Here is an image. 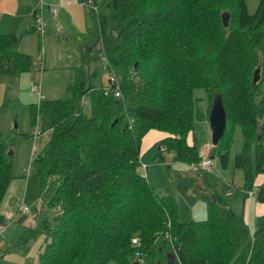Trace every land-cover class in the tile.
Wrapping results in <instances>:
<instances>
[{
  "label": "trees",
  "instance_id": "trees-1",
  "mask_svg": "<svg viewBox=\"0 0 264 264\" xmlns=\"http://www.w3.org/2000/svg\"><path fill=\"white\" fill-rule=\"evenodd\" d=\"M91 1V43L82 41L85 52L100 46L102 62L92 71L95 54L84 58L63 99L35 106L49 138L31 165L41 184L56 177L50 194L62 204L53 225L43 219L27 229L26 238L46 234L39 264H264V214L252 233L206 178L210 192L196 176L179 174L175 183L185 198L207 202L206 218L181 221L175 199L157 193L138 171L141 138L151 129L169 134L158 151L165 147L171 161L193 170L203 157L194 121H208L219 93L226 129L212 155L226 164L240 125L244 146L235 165L244 171L246 194L255 187L264 204V78L252 79L258 64L264 73V0L253 12L247 0ZM21 37L0 35V76L30 70V55L18 50ZM102 69L106 85L96 83ZM195 88L206 90L207 108L198 106ZM12 164V138L0 132V203Z\"/></svg>",
  "mask_w": 264,
  "mask_h": 264
},
{
  "label": "rangeland",
  "instance_id": "rangeland-1",
  "mask_svg": "<svg viewBox=\"0 0 264 264\" xmlns=\"http://www.w3.org/2000/svg\"><path fill=\"white\" fill-rule=\"evenodd\" d=\"M257 2L258 0H247L250 12L255 10ZM37 8H39V3ZM24 16L28 18L29 12L22 3L17 18H24ZM30 27L31 25L29 28L21 26V29L17 30L18 33L22 34L21 49L27 52L32 59L30 70L24 71L18 76H0V132L10 136L13 141V161L15 162L12 167L13 184L17 186L16 184L20 181L23 182H20L21 190L11 191L14 195L20 193L19 196L22 199L27 189V199L22 205L25 204L29 208L27 212L21 213L20 207L22 205H20L17 212L12 216L13 218L9 222L6 220L5 227L9 226L7 230H10L14 236L4 242L0 234V240L4 242V245L0 246V264H39L38 252L45 242L46 234L41 232L34 237L26 238L27 229L29 226L37 227V222H41L43 219L48 220L49 225H53L56 216L62 212L61 202L52 203L50 194L56 177L49 176L46 183L41 184L40 178L34 174L31 167L33 157L41 153L49 136L42 134L36 140L31 137L35 130H41V122L35 113V106L39 104V100L37 94L31 90L30 83L34 81L40 84L43 100L63 99L67 93V86L73 80L75 69L85 64L84 58L95 54V58L89 61L92 71L102 62L99 45L96 46V50L93 49L94 52L90 48L86 50L87 52L84 51L87 47L80 38H85L86 35L78 34L77 37L66 35L68 31L58 32L54 26L48 24L45 27L44 35L40 37L38 32ZM82 53L83 57H81ZM256 69H258L257 83L264 78V73H261L263 70L260 64L256 66L254 71ZM252 76L254 77V72ZM108 78L107 72L102 69L100 80H97L96 83L106 85ZM262 82L264 87V80ZM194 96L198 98L200 108H207L209 101L204 88H195ZM4 101L7 103L6 106L3 105ZM83 112L87 115L91 112L90 102L87 99L83 101ZM193 131L201 155L206 156L203 149L205 146H210L208 155L212 157V166L209 170L193 171L185 162L171 161V155L166 150L160 149L161 152L158 151L159 147H157L155 151L140 152L138 171L147 178L148 183L157 193L167 194L175 199L178 205V219L181 221L201 220L207 215V202L205 200L194 199L189 202L176 186L175 177L183 173L188 176H196L197 183L200 182L202 190L210 192V186L202 181L203 178H206L210 184L214 185L215 190L223 196L225 202L235 213L240 214L247 211L251 219L257 221L258 204L255 188L249 191V193L251 192L248 195L249 201L245 194L244 171L235 165V155L244 146L241 126L238 125L232 130V142L226 164L222 163L217 154L212 155L213 146L211 145L209 122L207 120H195ZM151 132L149 136L161 134ZM149 163H151V167ZM24 167L25 171L22 174L21 171ZM197 174H204L205 176L200 178ZM9 208L12 209L13 206L9 205ZM9 208L7 212L12 213ZM20 218L23 220L19 221ZM17 230H21V232Z\"/></svg>",
  "mask_w": 264,
  "mask_h": 264
},
{
  "label": "crops",
  "instance_id": "crops-1",
  "mask_svg": "<svg viewBox=\"0 0 264 264\" xmlns=\"http://www.w3.org/2000/svg\"><path fill=\"white\" fill-rule=\"evenodd\" d=\"M24 1L25 0H0V35L11 34V33L21 34V33H18L19 31L17 32V30L21 29V26H23V27L26 26L27 28H29V26L31 25L30 28L32 30H34L33 27L35 25V18H36V17H34V12H36L37 15L38 14L41 15L43 21L45 22V27L49 24L50 26L52 25V27L54 26L56 31H58V32L68 31V33H66V35H72L75 37H77L78 34L86 35L85 38H87V40H88L86 42V44L91 43V39L89 40L88 37L90 36V29L93 27L94 21H93L92 16H91V8L92 7L87 4V0H26L25 2ZM22 3L24 5V7L29 12L28 18H27V16H24V18H21V17L17 18V13H18L20 4L22 5ZM38 3H39V8H37ZM51 5L57 6L58 9H57L56 14H52L50 12L49 8ZM23 20H24V22H23ZM17 28H19V29H17ZM45 30L46 29L44 28V31ZM34 31H36V30H34ZM21 36H22V34H21ZM21 39H22V37H21ZM80 39L82 41V39H84V38H80ZM82 42H84V41H82ZM77 44H78V42H77ZM79 45H80V43H79ZM18 50L20 52L28 54L27 52H25L24 50L21 49V40H20V43L18 45ZM90 50H92V49H90ZM42 65H43V63H42ZM42 65H41V67H42ZM32 82H34V81H32ZM40 93H41V87H40ZM151 131L156 132V133H161L162 135L161 134H154L155 136H149V135H151L150 133H152ZM168 135L169 134L166 133L165 131H161V130H157V129L149 130L141 138L140 152L144 153L147 150L155 151V149H157L156 144H158V142L160 140L167 137ZM196 143H197V141H196ZM211 145H212V143H211ZM209 149H210V146H205L203 149L204 152H203V150H202V152L205 154H209L208 153ZM13 154H14V151H13ZM13 163H15V162L13 161ZM13 166H14V164H12V167ZM149 166L151 167V163H149ZM31 167H32V165H31ZM24 171H25V167L21 171L22 174L24 173ZM181 175L185 176V177H192L190 175L189 176L186 175L185 173H183ZM197 176L201 177L200 174H197ZM13 179L14 178H12L9 181L7 190H6V192L2 198V201L0 203V215L3 217V223H4V226L0 225V228H1L0 234H1V237H3L4 242H6V240L13 238V236H14L10 230H7L9 226L5 227L6 220L9 222L10 219L13 218L12 216L17 212L18 207L20 205H22V203L27 199V189H26L25 194H23L22 199H21V196H19L20 193L17 195L13 194V192L11 190H13V191L21 190L20 189V186H21L20 182L23 183L22 181L19 180L20 182L18 184H16L18 186L17 187L13 184V181H12ZM28 182H29V180H28ZM257 182L258 181H256V183ZM249 191H251V190H249ZM255 192H256V188H255ZM250 193L248 192V194H246V192H245L246 197H248V195ZM248 200L250 201L249 197H248ZM257 204H258V208H257L256 212L258 215L257 217H259V216L264 214V204L260 203L258 200H257ZM9 205H12L13 208L10 209ZM23 205H25V204H23ZM8 208L12 211V213L7 212ZM242 214L244 215V218H245L251 232L253 233L255 231L256 221L251 219V216L247 211H243ZM13 222H11V223H13ZM22 224L24 225V223H22ZM30 228H32V227H30ZM17 231L21 232V230H17ZM3 241L0 240V246L4 245ZM12 241H10V242H12Z\"/></svg>",
  "mask_w": 264,
  "mask_h": 264
},
{
  "label": "built area",
  "instance_id": "built-area-1",
  "mask_svg": "<svg viewBox=\"0 0 264 264\" xmlns=\"http://www.w3.org/2000/svg\"><path fill=\"white\" fill-rule=\"evenodd\" d=\"M87 4L91 6L92 1L91 0H87ZM49 9H50V12L52 14H56L58 8H57L56 5H51ZM34 27H35V30L40 35V37H42L43 34H44L45 22L43 21L41 15H39V14L35 18ZM110 82L116 84L117 80H116V78L114 76H112ZM30 88H31L32 91H34L37 94V98H38L39 102L42 101L43 100V95H41V93H40V84L35 83V82H31ZM116 94L118 95L119 93L116 92ZM47 131L35 130L33 132V136H31V137H33V139L36 140L39 137H41L42 134H47ZM161 149L165 150V147H162ZM211 164H212L211 159L208 156V154H206V156H203L202 159L197 164L193 165V163H192L191 165L193 167L192 168L193 170H209L210 167H211ZM30 171H31V168H30ZM28 172H29V170H28ZM28 210H29V208L26 205H22L20 207V212L21 213H25ZM0 233H1V228H0ZM132 243L133 244H137V238H135V237L132 238ZM136 256H138V255L136 254Z\"/></svg>",
  "mask_w": 264,
  "mask_h": 264
},
{
  "label": "water",
  "instance_id": "water-1",
  "mask_svg": "<svg viewBox=\"0 0 264 264\" xmlns=\"http://www.w3.org/2000/svg\"><path fill=\"white\" fill-rule=\"evenodd\" d=\"M228 17L229 14L227 12L222 13V21L224 26L228 25ZM257 73L258 69L254 71L253 83H256L258 80ZM208 122L211 131V143L213 146H215L224 135L226 129V113L219 93H216L213 97L212 106L208 114ZM168 256L174 257L172 254H169ZM132 264H138V262L135 261Z\"/></svg>",
  "mask_w": 264,
  "mask_h": 264
}]
</instances>
